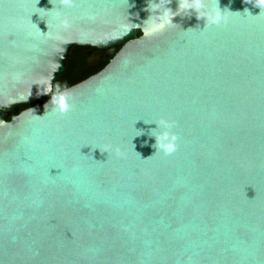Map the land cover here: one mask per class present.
Segmentation results:
<instances>
[{"label": "water", "instance_id": "1", "mask_svg": "<svg viewBox=\"0 0 264 264\" xmlns=\"http://www.w3.org/2000/svg\"><path fill=\"white\" fill-rule=\"evenodd\" d=\"M154 2L145 37L149 0H0V264H264V8ZM116 44L56 111L73 46Z\"/></svg>", "mask_w": 264, "mask_h": 264}, {"label": "clouds", "instance_id": "2", "mask_svg": "<svg viewBox=\"0 0 264 264\" xmlns=\"http://www.w3.org/2000/svg\"><path fill=\"white\" fill-rule=\"evenodd\" d=\"M72 2L73 0H61V3L66 6H70ZM169 2L170 0H168L167 4ZM246 2H248V0H246ZM254 4L260 9L264 8V0H255ZM165 5L161 10L158 2L149 0L146 10L150 12V15L146 20L143 21V34L145 37L156 35L162 32L169 24H172L171 17L173 16V13ZM181 7L184 9V11H195L197 18H205L209 25H218L224 20L222 12L218 7V0H216L215 11L206 9L205 0H179V8ZM157 9H159V14H151L155 13ZM51 90V85H49L47 91L44 93L51 92ZM70 98L71 90L64 89L62 91L60 86L56 85V91L51 95L50 102L54 105L56 111L63 114L70 110ZM154 123L157 125V127L151 132V136L155 138V144L153 147L156 149V152L159 151L165 156L172 155L177 149L178 136L174 131H172L176 122L161 118L158 121H154ZM156 129H159V131H156ZM118 151L119 149H117V152ZM137 154L140 156L139 153Z\"/></svg>", "mask_w": 264, "mask_h": 264}, {"label": "trees", "instance_id": "3", "mask_svg": "<svg viewBox=\"0 0 264 264\" xmlns=\"http://www.w3.org/2000/svg\"><path fill=\"white\" fill-rule=\"evenodd\" d=\"M139 34L140 31H138V35ZM120 46L121 44H116L110 47L103 48V52L106 55V58L104 60L88 62L86 58L87 54L96 47L88 45H74L71 50L69 59L66 63L65 71L61 76H59L56 85H59L62 90L99 71L115 54ZM37 103L39 102H34L31 104L20 103L12 105L11 110H6L4 112V117L6 119H9L11 112L18 113L20 110Z\"/></svg>", "mask_w": 264, "mask_h": 264}, {"label": "flooded vegetation", "instance_id": "4", "mask_svg": "<svg viewBox=\"0 0 264 264\" xmlns=\"http://www.w3.org/2000/svg\"><path fill=\"white\" fill-rule=\"evenodd\" d=\"M86 58L88 62H96L104 60L106 55L103 52V48L96 47L87 54Z\"/></svg>", "mask_w": 264, "mask_h": 264}]
</instances>
